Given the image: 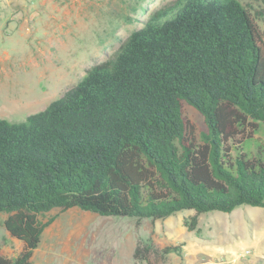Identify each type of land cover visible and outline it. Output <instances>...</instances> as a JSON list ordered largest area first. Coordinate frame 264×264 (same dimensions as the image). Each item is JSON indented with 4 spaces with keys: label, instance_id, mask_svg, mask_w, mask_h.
<instances>
[{
    "label": "trees",
    "instance_id": "obj_1",
    "mask_svg": "<svg viewBox=\"0 0 264 264\" xmlns=\"http://www.w3.org/2000/svg\"><path fill=\"white\" fill-rule=\"evenodd\" d=\"M263 18L264 0H175L45 109L0 119V213L24 245L0 264H32L54 209L194 211V230L202 214L264 208V143L245 149L264 128Z\"/></svg>",
    "mask_w": 264,
    "mask_h": 264
},
{
    "label": "rangeland",
    "instance_id": "obj_2",
    "mask_svg": "<svg viewBox=\"0 0 264 264\" xmlns=\"http://www.w3.org/2000/svg\"><path fill=\"white\" fill-rule=\"evenodd\" d=\"M173 1L0 0V119L23 122L45 109ZM259 25L264 31V18ZM186 110L196 132H206L203 116L192 107ZM263 143L261 128L245 149L254 152ZM193 217L194 211H184L138 221L54 209L41 217L53 222L32 264H189L185 254L196 238L201 253L213 249L221 252L218 257L241 254L239 264H264V208L244 205L229 214H202L190 230ZM6 218L0 213V255L15 259L24 245L8 233ZM171 247L178 252L165 254Z\"/></svg>",
    "mask_w": 264,
    "mask_h": 264
},
{
    "label": "crops",
    "instance_id": "obj_3",
    "mask_svg": "<svg viewBox=\"0 0 264 264\" xmlns=\"http://www.w3.org/2000/svg\"><path fill=\"white\" fill-rule=\"evenodd\" d=\"M195 243L191 245L188 250L186 251L185 257L188 259L189 264H239V259L241 258V254L239 256L236 255H230V256H220L221 252L213 250V249H205L201 253L200 252V243L199 239L192 240ZM212 250V251H211ZM219 253V254H218ZM223 259V262L221 263L219 259ZM185 259V258H184Z\"/></svg>",
    "mask_w": 264,
    "mask_h": 264
},
{
    "label": "built area",
    "instance_id": "obj_4",
    "mask_svg": "<svg viewBox=\"0 0 264 264\" xmlns=\"http://www.w3.org/2000/svg\"><path fill=\"white\" fill-rule=\"evenodd\" d=\"M245 253H246V254H249V251H246Z\"/></svg>",
    "mask_w": 264,
    "mask_h": 264
}]
</instances>
